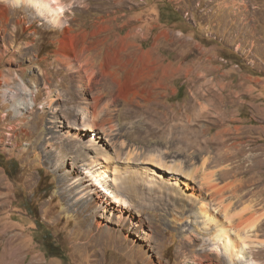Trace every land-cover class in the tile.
I'll return each instance as SVG.
<instances>
[{
  "label": "rangeland",
  "instance_id": "374dc122",
  "mask_svg": "<svg viewBox=\"0 0 264 264\" xmlns=\"http://www.w3.org/2000/svg\"><path fill=\"white\" fill-rule=\"evenodd\" d=\"M56 2L65 12L55 22L31 2L0 0V264H228L203 240L201 231L215 225L203 229L202 218L186 217L195 211L190 195L200 184H187L179 173L177 185L165 178L149 186L142 177L159 152L170 165L196 172L198 181L205 172L222 178L231 168L217 181L220 188L242 184V200L224 191L231 215L253 206L263 215L257 225L264 223V205L254 196L264 188L258 169L245 174L244 157L212 162L226 140L258 165L264 161V0ZM99 30L106 33L96 38ZM85 35L89 45L106 41L88 97L107 81L112 117L120 121L114 151L124 148L122 157L136 162L126 163L132 168L118 182L130 184L122 193L133 217L127 224L124 208L98 199L100 187L79 168L72 128L82 123L80 99L64 102L78 74L56 52L62 44L82 46ZM123 45L129 49L114 63ZM107 61L114 64L107 68ZM106 70L111 76H102ZM122 87L148 110L144 119L129 120L128 110L121 111ZM31 99L35 104L26 108ZM263 233L254 231L249 245L258 264H264Z\"/></svg>",
  "mask_w": 264,
  "mask_h": 264
},
{
  "label": "bare ground",
  "instance_id": "6f19581e",
  "mask_svg": "<svg viewBox=\"0 0 264 264\" xmlns=\"http://www.w3.org/2000/svg\"><path fill=\"white\" fill-rule=\"evenodd\" d=\"M14 1L17 4L23 3L25 1L31 2L32 6L37 8L40 13H48L51 16H53L55 22L59 20L61 21L62 12H65L63 11L64 9L63 7L58 6L56 2L57 0L56 1L55 0H14ZM104 33H106V30L95 31L93 33V36H96V38H100L101 35ZM87 38L88 36L85 35L81 43L82 46L80 45L78 46L75 44H62L56 52V56L58 57V62L64 63L68 71H72V73L75 72L78 74L77 76L78 84L73 83L72 85L73 88L71 87L73 92L68 90L64 102L65 104L76 102V99H75L76 97L74 95H77L80 99L78 102V106H76V112H77V115L81 116L82 123L79 124L78 122L79 125L74 124L73 125L74 128H72L74 131L72 136L74 137V139H76L74 144H75V147H77L79 158L83 162L82 164L79 165V168L81 169V171H83V173L86 174L87 177H90V179L94 182L96 186L100 187V189L97 191V194H96V197L98 199H100L103 203H107L110 206L114 204L116 206H119V208L120 207L124 208V210H121L122 212L120 213L121 215L120 218L121 220H124V224H127L126 223L127 221L125 220H128L130 217H132V212L130 210L131 205H129L128 201L124 199V196L122 193L124 190H127V186H129L130 184L127 185L123 181L122 183H118V182H120L123 174L127 175L126 171L128 170V168L129 169L132 168V166L131 167L126 166V163L130 164V163H134L135 161H133L134 159L133 158L131 162L132 157L127 158V160H125L126 158L122 157V155H124L123 154L124 152L122 151L124 150V148L120 149L121 152L114 151L115 149H117L114 146L116 143V137L119 134L117 133L118 132L117 126H119L120 121H119V118L114 119L112 117L113 116L112 106L114 105L113 103L115 102L114 101L115 99H113L112 98L113 96H111L110 94V91L107 87V81L103 84V87L98 88L99 90L96 95L95 94L94 96L91 95L92 96L91 98L88 97V91L91 90L92 88L91 84L94 81V74H95L94 68H95V63H96L95 61H97L96 59L101 55V51L103 49V46L106 45L105 43L106 41H104L105 39L98 40L95 44L89 45L86 43ZM128 49H129L128 47L123 45V48L121 47L119 50H115L113 54L114 55L113 62L115 63L116 61H119L123 57L122 53H124V51L125 52L128 51ZM119 62L121 63L122 61H119ZM114 63L109 64L107 61V64H109L107 65V68H110V66ZM108 71L109 70H106L102 76L105 77V74H106V77L111 76L110 73L108 74ZM130 94H131L130 89L129 88L127 89L125 87H122L117 92L116 96L120 97L123 102V109L121 111H124L125 109L128 110L129 120L136 118V117L144 119L143 116H145L148 110L145 111V107L142 106L141 103L129 100ZM34 104H35V99L28 100L26 108L30 109L32 108ZM72 112L70 114H72ZM151 112L152 111H150V114ZM154 113L156 114V112ZM156 115L158 116V113ZM116 121H118L119 123L117 124ZM136 123L137 122H135V124ZM178 126L176 125L175 127L178 129L179 128ZM158 131H160V129ZM191 133L192 132H190V134ZM137 134H140V133H137ZM86 138L89 139L87 141L88 144L84 145L83 142L85 141ZM187 139H184V140H187ZM190 140H191V137H190ZM181 142H183V140ZM195 143L196 142L194 141V144ZM226 143H227V140L221 142L220 145H218L217 147L218 154H216L217 158H215L216 160L212 162L213 163L215 162V164L216 163L221 164V163L227 162L228 160H231L232 158L244 157L245 158V160L243 161L244 164L247 162H250L248 167H246L245 174L253 173L254 170L258 169V172L255 173V175H257L258 183L264 184V161L263 162L261 161V163H259L258 165L256 163V157H251V156L246 157L245 155L246 150L242 148L241 146H239V144L238 146L236 144L227 146ZM189 144L191 145V143ZM226 147L227 149L223 150ZM220 150L222 152H219ZM199 152L202 153L203 151H198V153ZM166 159L167 157L163 155V153L161 152H159L156 155L150 156L149 161H146V162H150L153 165V168L149 169L150 174H146L142 177L145 179V183L149 184V186H155L157 184L161 185L160 180L167 178L168 183L170 181H175L174 184L177 185V180L180 181V179H178L179 176H177L178 173L182 175L181 177L185 179L186 183L188 182L187 184H196L198 182L200 185L198 184L199 188L197 189V195H190L191 197L194 196V198H196V202H194L196 204L195 211H191L187 213L186 217L192 220L193 219L197 220L198 218L199 219L202 218V221L198 219L199 221H201L200 223L198 221L197 222L200 225L202 224L205 226L203 227V229L204 228L207 229L206 226L208 225L211 229V227L215 225L213 230L211 229V230L201 231V234L203 236V240L205 241V243L208 246H210L211 249H213V251H219L223 253L222 257H224V259L228 262V264H258L257 262H253L252 261L253 259H251L250 252H249V245H250V241L253 240L251 234L254 233V231L255 232L259 231L260 228H264V225H263L264 223L261 225H257L258 221L261 219L263 215L262 214L258 215V213L256 212L253 206L246 207L241 212L234 213L231 215V210H230L231 203H227V204L225 203L224 198L226 196L224 195V191L226 189H232L231 191L233 192V195L239 198L240 200H242L243 196L241 197L238 194V192L242 188V184H237L236 181H232L231 183L227 184L225 187L220 188L217 182L218 180L224 178L225 173L228 174L232 169L228 168V169L223 170L222 176L224 177L222 178L220 177L215 178L214 173L205 172L204 177H202V179L200 178L201 180L198 181L196 172L194 171L190 173L185 172L180 165L179 166L175 164L170 165L168 161H166ZM124 160L126 162H124ZM234 169L235 168H233V174H235ZM138 178L140 180L141 177H138ZM168 183L165 182L164 185L168 187L169 185ZM164 189L170 190V187L164 188ZM254 196L257 199H259L260 204L264 205V188L258 192H254ZM108 201L110 202L108 203ZM87 208L93 209L94 208L93 202H90ZM250 214H251L250 217H246V215H250ZM192 220L190 221V223L196 224ZM259 239L260 238H257L256 240H259ZM258 244H261L264 246V239H260Z\"/></svg>",
  "mask_w": 264,
  "mask_h": 264
},
{
  "label": "trees",
  "instance_id": "16d2710c",
  "mask_svg": "<svg viewBox=\"0 0 264 264\" xmlns=\"http://www.w3.org/2000/svg\"><path fill=\"white\" fill-rule=\"evenodd\" d=\"M1 160H3V159H1ZM1 160H0V162H2ZM13 162H16V161L11 160V163H13ZM0 166H2V165L0 164ZM6 171L9 173L8 175L12 176V173L9 169H7Z\"/></svg>",
  "mask_w": 264,
  "mask_h": 264
}]
</instances>
